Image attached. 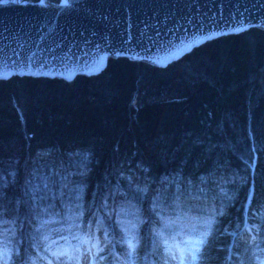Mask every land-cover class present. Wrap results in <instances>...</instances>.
I'll list each match as a JSON object with an SVG mask.
<instances>
[{
  "label": "trees",
  "instance_id": "obj_1",
  "mask_svg": "<svg viewBox=\"0 0 264 264\" xmlns=\"http://www.w3.org/2000/svg\"><path fill=\"white\" fill-rule=\"evenodd\" d=\"M57 243L264 264V30L165 67L117 57L71 81L0 79V250L41 264Z\"/></svg>",
  "mask_w": 264,
  "mask_h": 264
},
{
  "label": "water",
  "instance_id": "obj_2",
  "mask_svg": "<svg viewBox=\"0 0 264 264\" xmlns=\"http://www.w3.org/2000/svg\"><path fill=\"white\" fill-rule=\"evenodd\" d=\"M251 27L264 30V0H0V79L71 81L117 57L165 67Z\"/></svg>",
  "mask_w": 264,
  "mask_h": 264
},
{
  "label": "rangeland",
  "instance_id": "obj_3",
  "mask_svg": "<svg viewBox=\"0 0 264 264\" xmlns=\"http://www.w3.org/2000/svg\"><path fill=\"white\" fill-rule=\"evenodd\" d=\"M258 230V225L256 223H249L248 220L245 221L242 228L238 231V234H244L249 240H253L256 237V231ZM236 235V232H233ZM115 249L111 246L107 251H99L94 247L87 248L83 244L74 246L72 244L63 245L57 243L50 249V252L45 256L41 257L43 263L41 264H134L135 261L130 263L128 258L125 260L115 259ZM65 253L67 255H65ZM126 256V251L122 252ZM175 255L176 259L173 260L172 256ZM68 257H73L74 259L69 260ZM147 257V256H146ZM183 257L179 250L173 249L167 253H162L158 257V262L152 261L147 257L144 264H179V260ZM6 259L8 255L6 254ZM191 259L190 253L186 257V261ZM149 262V263H148ZM137 263V262H136ZM135 263V264H136ZM9 264V260H8Z\"/></svg>",
  "mask_w": 264,
  "mask_h": 264
},
{
  "label": "snow or ice",
  "instance_id": "obj_4",
  "mask_svg": "<svg viewBox=\"0 0 264 264\" xmlns=\"http://www.w3.org/2000/svg\"><path fill=\"white\" fill-rule=\"evenodd\" d=\"M41 3L44 2V0H40ZM199 243H203V241H200ZM196 251L198 252L199 251V248L197 247ZM65 255H67L65 253ZM6 257V253L2 250H0V264H8V259L5 258ZM69 260H72L74 259L73 257H68ZM172 259L175 260L176 259V256L173 255L172 256ZM197 259L196 256H193V264H195V260ZM186 262V257H181V259L179 260V264H185Z\"/></svg>",
  "mask_w": 264,
  "mask_h": 264
}]
</instances>
